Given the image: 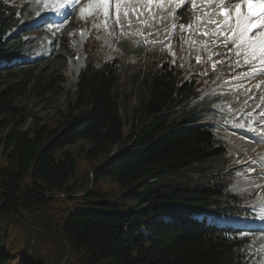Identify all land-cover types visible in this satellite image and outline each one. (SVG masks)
<instances>
[{"label":"trees","instance_id":"16d2710c","mask_svg":"<svg viewBox=\"0 0 264 264\" xmlns=\"http://www.w3.org/2000/svg\"><path fill=\"white\" fill-rule=\"evenodd\" d=\"M33 1L0 0V75L25 63L17 62L21 37L6 34L31 17ZM94 37L74 100L55 122H40L17 99L52 93L56 78L0 88V264H243L242 231L204 217L243 213L252 194L229 191L234 150L210 123H197L206 112L189 107L203 64L216 74L222 55L198 69L166 54L147 65L124 133L116 85L128 64L106 59ZM27 118L34 122L23 127ZM78 140L90 146L69 151Z\"/></svg>","mask_w":264,"mask_h":264},{"label":"rangeland","instance_id":"374dc122","mask_svg":"<svg viewBox=\"0 0 264 264\" xmlns=\"http://www.w3.org/2000/svg\"><path fill=\"white\" fill-rule=\"evenodd\" d=\"M54 2L57 3V0H39V2H36V4L33 6H38V10L45 11L50 4L54 5ZM39 13L40 12L35 13V18L33 21L27 22L26 25H20L14 30V32L8 34L13 35L28 34L29 32L38 31L42 32V35H39L38 33L30 36L24 35L23 40H25L26 46L24 56L22 58L26 59L27 62L24 64L21 63L10 72H3L0 75V88H2L3 85L8 82L10 83L16 81L22 77L30 78L37 74L40 77L39 79L42 81L50 77L56 78L54 87L55 90L52 93L27 92L17 99L18 106L31 112L40 122L45 123L55 122L60 118V115H65L68 111L69 105L74 100L76 82L79 74V72L77 73L76 71V62L80 59H83L82 61H84L85 65L86 58L82 44L77 42L74 37H71V33L77 29H86L88 34L91 31L95 32L103 28L105 30L104 45L106 46L109 56L111 53L116 52L124 54V57L121 59L123 62L127 63L128 66H125L121 71L119 81L116 85V93L119 97L120 113L124 121V133L127 132L130 126L132 111L137 105V98L139 96L140 90L142 89L141 79L145 77V73L148 71L146 64L150 65V61H156L157 54H160L159 57H162L163 53L167 52L170 44H172L175 38L183 39L185 45L192 49V51L197 47H201L207 52L213 45L224 44L222 42V36L217 40H213L211 39L210 33L207 30L201 31V34L195 38H193L192 34H189V30H187L182 31L180 34L175 33L167 40H158L161 37V35H158L157 38H154L150 41H147L146 35H143L138 31L134 32V29L132 28L129 30L126 29L125 33L123 34H119L112 23L110 24V19L108 17L105 18L104 15H101L100 13L94 14L93 17L86 22H81V20L78 19L76 20V14H74L66 22L60 24L59 28L58 25H56L55 27L47 26L40 29L36 26ZM189 13V9L179 13L176 25H187ZM75 21L76 23L73 24L72 22ZM205 32L209 33V35L203 34ZM50 37H54L53 44L51 43ZM93 45L94 42H92L88 48L97 52L101 51V48L99 47L92 48ZM227 45H230V52L228 53V56L236 58V61L232 65H235L237 62H241V64H243V56H238L236 54V50L232 47L231 43H228ZM32 50H35L36 52ZM180 54L181 51L179 45H177L174 48L172 57L170 59L180 62ZM39 57H43L44 59L33 63L29 62L30 60H36ZM193 59L194 64L202 65L204 57L199 53V49L198 51L196 50L194 52ZM227 63L228 59H225L223 66L226 67L228 65ZM249 66L252 67L251 71L234 82L227 81L240 77L243 74L242 72H235L233 76L224 75L223 79L225 82L219 80L211 84V87H208L204 92L207 97H204L202 96L203 94H201L193 100L191 105L194 106L195 110L203 111L208 108L210 103L220 101V104L215 103L212 105L213 107H217L216 109L218 112H215L214 116H209L210 118L208 119L212 122L215 121L214 132L221 139L235 145V148H237V157L228 165V169L233 168V173L235 174L234 182L230 189L233 193L253 192V204L250 206V209L257 214H264V189L260 185L261 182H259L257 176L250 174V170L246 165H240V161L244 156L243 150L239 147V145H236L228 138V131L230 128L244 129L249 134L264 137L263 111H257L253 113L256 114L254 117L245 115L236 119V116L232 114L231 110L228 108L229 100L234 99L236 96L237 98H240L241 96L255 93L260 89V87L264 86V83H254L250 86L243 85L244 82L260 74H264V64L252 62L249 63ZM31 69H33V72ZM232 71L233 69L225 68L221 70L220 74H227ZM204 72V70L201 71V73ZM206 72H209V68L206 70ZM249 73L251 74L249 75ZM218 82L223 83L218 84ZM219 95H221L220 98ZM224 102H226V104H223ZM248 103L249 102L245 101L242 103V105H240L242 111H248ZM33 122L34 120L32 118H27L23 122L22 126L29 127L33 124ZM258 128H260V130H258ZM89 146L90 144L88 142L84 140H78L76 144L69 145L67 149L73 153H76L79 147L87 148ZM120 147L123 146H117L115 149L117 150ZM115 149L113 152H115ZM261 155L262 154H260V159L264 161V154L263 157H261ZM188 175V173L186 174L185 172H182L180 176L184 179L185 176ZM193 176L196 177L194 174ZM241 179H248L249 181L254 180L255 182L248 183L244 186V188L239 189L240 187L237 186V183ZM205 218L207 223L213 224V216H207ZM242 245V247L238 248L237 253L242 255L240 259L244 263L247 259H251V257L258 255L263 250L264 231L254 232L249 238L244 240ZM263 259L264 257H262L261 260Z\"/></svg>","mask_w":264,"mask_h":264},{"label":"bare ground","instance_id":"6f19581e","mask_svg":"<svg viewBox=\"0 0 264 264\" xmlns=\"http://www.w3.org/2000/svg\"><path fill=\"white\" fill-rule=\"evenodd\" d=\"M109 2L111 11L107 12ZM82 3L84 4L82 5ZM101 3L106 4L107 8L100 7L99 5ZM194 3L196 4L195 8L193 7ZM206 3L207 0H188L183 6H181L183 7L182 10L177 8V0H78L77 8L79 9V14L82 20H86L88 16H91L95 12L102 13L105 17L110 19V24L112 23L119 34H123L125 30L129 28L138 31L139 27H141V32L143 35L147 36L148 41L157 38L158 35H161L158 40H166L177 31H182L185 28H189L190 32L194 34L193 37H196L195 33L201 30L200 27L212 25L210 20L216 18L214 14H210L203 19V15L208 11V8L205 7ZM81 8L85 9L83 14H81ZM187 9H190L187 26L185 24L175 26L174 23L178 18V13L181 10L185 11ZM171 13L176 14L174 15L173 20H171L170 17ZM152 14H154V16L149 20L145 18ZM143 20H145V22L144 24H141ZM198 22H200V26L196 29V24ZM72 23L75 24L76 21ZM85 30L77 29L71 33V37H74V39L77 42H80L82 46L86 39ZM82 60L83 59H80L76 62L77 73L84 65V61ZM260 82H264V74H260L244 82L243 85L250 86L254 83ZM262 88L264 89V87H261L256 93H250L249 95L240 97L238 102H235L236 98L231 99L229 106L231 110L235 112V115L241 113V115L243 114L244 116L250 115L254 117L256 114L251 113H253L258 107H260V110H264V90H261ZM247 97H249L247 100L250 102V105L247 107L248 111H242L240 105ZM228 138L236 145H239L243 150L244 156L240 161V165H246L250 170V174H254L258 177L259 182H261L260 185L264 189V161L260 159V154L262 150H264L263 137L249 134L244 129L230 128L228 131ZM247 180H239L237 183V186L240 187L239 189L244 188L248 183L255 182L254 180Z\"/></svg>","mask_w":264,"mask_h":264},{"label":"snow or ice","instance_id":"6c2138e0","mask_svg":"<svg viewBox=\"0 0 264 264\" xmlns=\"http://www.w3.org/2000/svg\"><path fill=\"white\" fill-rule=\"evenodd\" d=\"M77 2L78 0H60L61 6H71ZM185 2L186 0H177V7L183 6ZM99 6L107 8L104 3ZM193 7H196L195 3ZM205 7L208 8L206 17L210 14L216 17L210 20L215 25L211 36L219 34L225 45L231 43L236 54L243 56L245 64H264V0H236L234 3L230 0H207ZM84 11L81 8V14ZM203 34L209 35L207 32Z\"/></svg>","mask_w":264,"mask_h":264}]
</instances>
